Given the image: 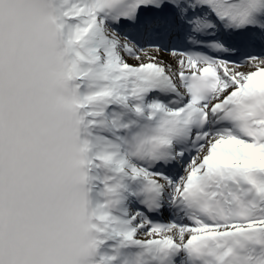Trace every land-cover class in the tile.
<instances>
[{
  "label": "snow or ice",
  "instance_id": "6c2138e0",
  "mask_svg": "<svg viewBox=\"0 0 264 264\" xmlns=\"http://www.w3.org/2000/svg\"><path fill=\"white\" fill-rule=\"evenodd\" d=\"M0 264H264V0H0Z\"/></svg>",
  "mask_w": 264,
  "mask_h": 264
}]
</instances>
